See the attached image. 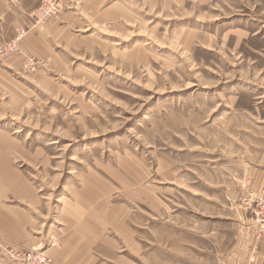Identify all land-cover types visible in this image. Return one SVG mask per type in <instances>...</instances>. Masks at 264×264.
Instances as JSON below:
<instances>
[{
  "label": "rangeland",
  "instance_id": "1",
  "mask_svg": "<svg viewBox=\"0 0 264 264\" xmlns=\"http://www.w3.org/2000/svg\"><path fill=\"white\" fill-rule=\"evenodd\" d=\"M127 1L105 22L85 0L45 21L44 0H0V45L23 33L0 57V131L28 150L18 178L54 207L95 194L113 264H237L264 191V0Z\"/></svg>",
  "mask_w": 264,
  "mask_h": 264
},
{
  "label": "crops",
  "instance_id": "2",
  "mask_svg": "<svg viewBox=\"0 0 264 264\" xmlns=\"http://www.w3.org/2000/svg\"><path fill=\"white\" fill-rule=\"evenodd\" d=\"M85 1V14L90 19L100 17V21L111 22L129 17L127 0ZM186 1L190 0H143V3L145 8L157 12L161 8L172 10ZM63 19L64 25L50 30L65 31L74 23L71 15H64ZM36 38L41 43L49 41L42 32ZM27 152L17 139L0 131V264H17L8 249H43L58 264H113L118 239L113 236V217L106 214L103 203L98 205L95 194L86 189L74 190L71 199L54 207L39 195L36 186L22 176L18 178L14 161ZM259 181V187H264V176ZM243 221L250 226L248 215ZM122 230L118 229V234ZM246 230L239 251L240 262L234 259L233 263L264 264V237L258 240L253 229Z\"/></svg>",
  "mask_w": 264,
  "mask_h": 264
},
{
  "label": "built area",
  "instance_id": "3",
  "mask_svg": "<svg viewBox=\"0 0 264 264\" xmlns=\"http://www.w3.org/2000/svg\"><path fill=\"white\" fill-rule=\"evenodd\" d=\"M61 9L62 0H44L37 12V17L40 21H45L59 13ZM22 37L23 33H20L16 39L0 45V57L13 53L21 54L19 45ZM32 61L28 59L29 65H32ZM249 204L247 213L250 226L246 227L253 229L256 238L261 240L264 237V191L252 199ZM9 252L19 264H55L45 256L43 249L11 250Z\"/></svg>",
  "mask_w": 264,
  "mask_h": 264
}]
</instances>
